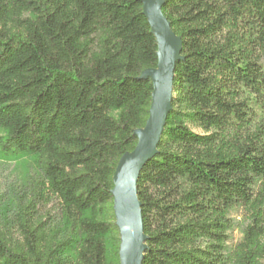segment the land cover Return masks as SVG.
Here are the masks:
<instances>
[{"label":"trees","instance_id":"1","mask_svg":"<svg viewBox=\"0 0 264 264\" xmlns=\"http://www.w3.org/2000/svg\"><path fill=\"white\" fill-rule=\"evenodd\" d=\"M163 13L183 59L138 181L143 264H264V0ZM158 62L142 0H0V157L37 173L30 195L0 203V264H120L113 177L149 119L142 75Z\"/></svg>","mask_w":264,"mask_h":264},{"label":"water","instance_id":"2","mask_svg":"<svg viewBox=\"0 0 264 264\" xmlns=\"http://www.w3.org/2000/svg\"><path fill=\"white\" fill-rule=\"evenodd\" d=\"M168 0H142L143 13L158 43V67L146 70L142 78L153 83L150 116L145 128L135 132L138 144L116 167L112 190L116 226L120 234V264H143L147 250L138 181L143 168L158 154L172 110L176 64L183 59V42L163 13Z\"/></svg>","mask_w":264,"mask_h":264},{"label":"rangeland","instance_id":"3","mask_svg":"<svg viewBox=\"0 0 264 264\" xmlns=\"http://www.w3.org/2000/svg\"><path fill=\"white\" fill-rule=\"evenodd\" d=\"M201 133V131H197ZM1 133V132H0ZM37 173L31 158H21L15 161H7L0 157V203L2 201H17L24 194L30 195L36 190ZM55 203L43 208V211L52 212ZM236 221L239 224L229 233L227 242L229 250H233L242 238V228L245 225V216L238 214Z\"/></svg>","mask_w":264,"mask_h":264}]
</instances>
